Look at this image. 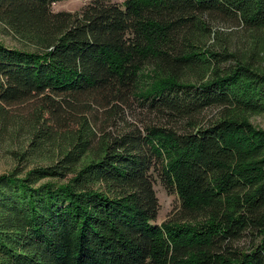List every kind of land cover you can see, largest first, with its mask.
Masks as SVG:
<instances>
[{"label": "trees", "instance_id": "trees-1", "mask_svg": "<svg viewBox=\"0 0 264 264\" xmlns=\"http://www.w3.org/2000/svg\"><path fill=\"white\" fill-rule=\"evenodd\" d=\"M62 1L0 0V264H264V0Z\"/></svg>", "mask_w": 264, "mask_h": 264}, {"label": "rangeland", "instance_id": "rangeland-1", "mask_svg": "<svg viewBox=\"0 0 264 264\" xmlns=\"http://www.w3.org/2000/svg\"><path fill=\"white\" fill-rule=\"evenodd\" d=\"M89 2L90 0H65L53 4L52 11L55 13L63 12V11L77 12L82 10ZM218 28H220V30L224 31L225 33H231L234 36H237L239 34L238 35L239 37L240 35H242V31L239 30L238 28L233 29V28H228L226 26L225 27L216 26V29ZM235 42H236L235 45H238L237 39ZM0 43L4 44L6 47L16 48V49H28L30 47L26 43L14 37L8 30H6V27L1 22H0ZM235 45L234 47L237 49L238 46L236 47ZM239 48L240 49L242 48L241 45H239ZM32 108H33L32 104L27 103V104L15 105L7 109L9 110L10 115L13 118L19 119L22 116L24 117L28 115L31 112ZM216 113H217L216 110L212 112H207L206 118L209 119L215 116ZM250 120L255 126L264 129V115H253L251 116ZM24 141H26V135L24 136V134L19 136H14L9 139H0V175L12 171L16 167V162L14 161L13 157L8 154V151L16 150V149L19 150L21 146L24 144ZM31 164L34 165H31L30 169L32 167L41 166V161L36 160L34 161V163ZM156 182L157 184L155 183V190L160 203V212L156 219V223L158 225H161L162 223L167 222L170 218L173 219L174 216L173 212H175L176 208L179 206V199L175 193L166 191V189L160 183L159 179H157Z\"/></svg>", "mask_w": 264, "mask_h": 264}]
</instances>
